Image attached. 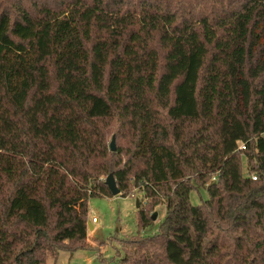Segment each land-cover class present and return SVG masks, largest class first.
Segmentation results:
<instances>
[{"label": "trees", "instance_id": "trees-1", "mask_svg": "<svg viewBox=\"0 0 264 264\" xmlns=\"http://www.w3.org/2000/svg\"><path fill=\"white\" fill-rule=\"evenodd\" d=\"M102 175L165 205L125 264H264V0H0V264L84 242Z\"/></svg>", "mask_w": 264, "mask_h": 264}, {"label": "rangeland", "instance_id": "rangeland-1", "mask_svg": "<svg viewBox=\"0 0 264 264\" xmlns=\"http://www.w3.org/2000/svg\"><path fill=\"white\" fill-rule=\"evenodd\" d=\"M129 136L121 145L117 141V147L121 146L126 152L131 149ZM123 158L127 156L124 155ZM106 177L102 175L100 178L105 181ZM206 198L205 191H200V195L195 192L190 194L193 205ZM146 203L143 195L135 190H131L127 197H90L87 224L92 225V229L87 230L84 242L77 244L64 241L46 255L45 264H125V259L134 248L133 242L142 236L155 234L163 221L165 205L161 203L149 212L151 217L155 215L153 223L144 230L138 229L137 211L146 206ZM92 218H96V223L91 224Z\"/></svg>", "mask_w": 264, "mask_h": 264}, {"label": "water", "instance_id": "water-1", "mask_svg": "<svg viewBox=\"0 0 264 264\" xmlns=\"http://www.w3.org/2000/svg\"><path fill=\"white\" fill-rule=\"evenodd\" d=\"M110 150L111 152H115L116 151V147H115V137L113 136L110 142ZM105 185L108 188V190L110 191L112 197H116L121 195L117 185H116V181L113 177V175H108L105 179ZM137 208H138V202H137ZM155 219V215L152 216V220ZM88 229H92V225H88Z\"/></svg>", "mask_w": 264, "mask_h": 264}, {"label": "built area", "instance_id": "built-area-1", "mask_svg": "<svg viewBox=\"0 0 264 264\" xmlns=\"http://www.w3.org/2000/svg\"><path fill=\"white\" fill-rule=\"evenodd\" d=\"M240 148H241V149H244V147H242V146H241ZM252 179L254 180L255 178L252 177ZM96 221H97L96 218H92V219H91V224L96 223Z\"/></svg>", "mask_w": 264, "mask_h": 264}]
</instances>
